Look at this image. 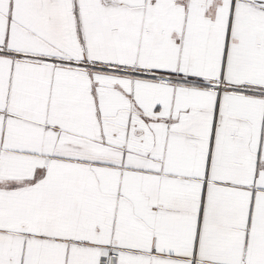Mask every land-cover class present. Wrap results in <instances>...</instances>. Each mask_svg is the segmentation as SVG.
<instances>
[{
	"label": "snow or ice",
	"instance_id": "1",
	"mask_svg": "<svg viewBox=\"0 0 264 264\" xmlns=\"http://www.w3.org/2000/svg\"><path fill=\"white\" fill-rule=\"evenodd\" d=\"M0 264H264V0H0Z\"/></svg>",
	"mask_w": 264,
	"mask_h": 264
}]
</instances>
